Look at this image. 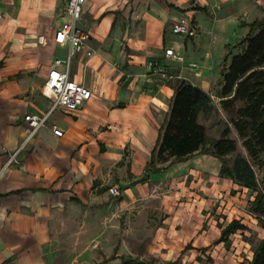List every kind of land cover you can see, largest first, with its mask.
Returning a JSON list of instances; mask_svg holds the SVG:
<instances>
[{
    "label": "crops",
    "instance_id": "crops-1",
    "mask_svg": "<svg viewBox=\"0 0 264 264\" xmlns=\"http://www.w3.org/2000/svg\"><path fill=\"white\" fill-rule=\"evenodd\" d=\"M66 1L0 0V264H54L60 230L108 227L110 211L143 209L154 198L169 214L145 246L165 248L153 252L154 261L125 257L124 246L107 243L106 230H100L92 264H236L229 254L204 258L202 252L219 249L246 227L232 218L230 191L248 188L221 177L220 159L212 154L150 161L176 79L200 88L220 108L222 69L242 50L238 44L247 24L261 17L264 0H85L78 24L89 33L93 54L87 57L86 48L75 53L69 77L88 87L91 98L76 111L53 110L24 143V115L48 111L52 98L43 94L44 81L54 59L67 57V47L53 40L66 20ZM181 19L197 28L195 36L171 32ZM40 35L44 44L37 42ZM165 48L183 61L165 57ZM152 60L177 78L150 75ZM110 187L120 195H111ZM205 212L208 228L202 229ZM221 212L227 218L218 226ZM232 221L244 228L225 233Z\"/></svg>",
    "mask_w": 264,
    "mask_h": 264
},
{
    "label": "trees",
    "instance_id": "trees-1",
    "mask_svg": "<svg viewBox=\"0 0 264 264\" xmlns=\"http://www.w3.org/2000/svg\"><path fill=\"white\" fill-rule=\"evenodd\" d=\"M248 32L242 39V50L230 57L222 69L219 105L227 114L242 146L251 157L264 151V15L247 24ZM174 96L165 122L159 128V137L151 161L173 163L195 153H208L221 161L219 175L255 190L256 179L248 161L237 155L228 165L222 158L236 150L235 140L228 137L229 127L207 147L206 127L198 121L199 115L214 108L210 96L188 81L176 79ZM157 170V168H154ZM253 211L263 215V206L257 194ZM264 230V215L258 217ZM244 228L232 221L225 233ZM125 263L145 264L133 260ZM249 264H264V237L253 251Z\"/></svg>",
    "mask_w": 264,
    "mask_h": 264
},
{
    "label": "rangeland",
    "instance_id": "rangeland-1",
    "mask_svg": "<svg viewBox=\"0 0 264 264\" xmlns=\"http://www.w3.org/2000/svg\"><path fill=\"white\" fill-rule=\"evenodd\" d=\"M212 14L214 13L212 12ZM263 15L264 6L261 7L260 16L262 17ZM238 46L243 47L244 43L241 42ZM199 121L206 127L207 144L205 147L211 141L217 139L226 126L229 127L228 137L235 140L236 150L224 156L222 160H225L229 165L237 155L244 157L250 164L256 179L255 190L233 186L230 191V194L235 199L233 206L236 208L232 218H237L246 227L229 235L228 240L224 244L220 243L219 249L211 246V249L207 252L203 251L202 255L205 258L207 253H211L213 257L229 254L236 264H246L250 260L256 246L264 237V230L258 221V217L263 218L264 213L261 215L254 212L252 204L258 194L264 211V151L259 152L255 157L247 154V151L242 146L241 139L231 123L228 122V116L221 107L216 108L214 106L212 110L202 114ZM162 205V200L154 198L149 201V206L143 209L136 207L124 212L110 211L107 218L108 227H74L72 231L60 230L58 233L59 246L54 264H92L90 255L93 252L99 253L101 237L103 236L101 232L104 230H106L108 235L107 243L112 245L118 241L120 245L124 246L125 257L142 258L144 261L152 263L154 261L152 258L153 252L165 249L163 247L156 249L145 247L151 239L155 238L157 228L164 227V221L169 215ZM212 211H208L210 215L215 214V208ZM223 213L221 212L216 219L218 226H221L226 221L227 216ZM206 214L207 212L204 214L202 229L208 228L209 219ZM72 241L75 243L74 247L72 246Z\"/></svg>",
    "mask_w": 264,
    "mask_h": 264
},
{
    "label": "built area",
    "instance_id": "built-area-1",
    "mask_svg": "<svg viewBox=\"0 0 264 264\" xmlns=\"http://www.w3.org/2000/svg\"><path fill=\"white\" fill-rule=\"evenodd\" d=\"M84 2L85 0H67L64 5L63 14L66 20L55 29L53 40L55 43L67 47V57L54 59L44 81L43 94L52 98V104L48 111L43 114L29 112L24 115L23 120L27 127L24 143L29 141L39 128L46 125L53 110L76 111L91 98V90L88 87L71 80L69 77L70 59L75 53L86 48L87 57H91L93 54V50L88 46L89 33L78 24ZM171 32L176 35L193 37L198 31L190 21L181 19L173 23ZM37 42L44 44L46 38L40 35L37 37ZM164 55L175 61H183L184 59L182 54L174 52L171 48H165ZM189 65L191 67L196 66L194 63H189ZM149 74L160 81H171L177 78L160 60L149 62ZM52 132L59 137L63 133L61 129L55 126L52 127ZM13 156L14 154L8 159V164L13 161ZM109 191L115 197L120 195V191L116 187H110ZM1 264H13V262L5 261Z\"/></svg>",
    "mask_w": 264,
    "mask_h": 264
}]
</instances>
